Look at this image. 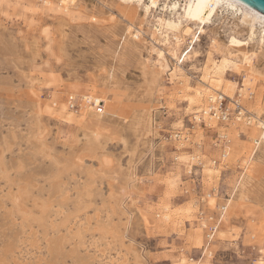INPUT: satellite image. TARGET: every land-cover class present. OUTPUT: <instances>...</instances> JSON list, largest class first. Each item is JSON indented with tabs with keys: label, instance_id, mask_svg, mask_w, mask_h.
Masks as SVG:
<instances>
[{
	"label": "rangeland",
	"instance_id": "obj_1",
	"mask_svg": "<svg viewBox=\"0 0 264 264\" xmlns=\"http://www.w3.org/2000/svg\"><path fill=\"white\" fill-rule=\"evenodd\" d=\"M61 1L0 0V264H264V83L228 49L260 69L264 31L199 0Z\"/></svg>",
	"mask_w": 264,
	"mask_h": 264
},
{
	"label": "bare ground",
	"instance_id": "obj_2",
	"mask_svg": "<svg viewBox=\"0 0 264 264\" xmlns=\"http://www.w3.org/2000/svg\"><path fill=\"white\" fill-rule=\"evenodd\" d=\"M123 1H125L128 4H135L136 3L139 5L142 3V0H123ZM74 2H75V0H62L60 3L64 6L65 5L73 6ZM199 2L201 3V5H203V7L205 9L206 8L216 9V8L225 7V8H227L226 10L233 11L235 14H237L238 23L236 24L237 31L235 33L236 34H242V32H244L248 36L250 41L255 38L254 37L255 36V30L257 28L260 27L262 29V31H264V15L261 14L260 12L255 11L254 9L250 8L249 6H247L244 3H240L237 0H199ZM152 3H154V2H152ZM173 7H174V9H176L175 3L173 4ZM148 9H149V7H145L146 11H148ZM127 14H128V12H127ZM128 15H130L131 20H135V14L134 13L130 12ZM185 20H187V19H185ZM207 20H208L207 12L201 10V11H197L196 14H194V15H190L189 20L186 21V22H191L190 24H193V26L199 25L198 30L200 29V31L199 32L196 31L193 38L190 39L191 41H189V43H188V49H187L186 56L192 50L194 43H196L198 41L199 35L201 34L203 28L205 27ZM131 23H130V26L128 27V30H133V28H132L133 24H131ZM167 23L170 27L172 26L173 28H175V25L173 23H171V24L169 22H167ZM186 28L191 29V27H186ZM178 32H181L180 28L178 29ZM182 37H184V36H182ZM230 39L231 40H230V44L228 46V49H233L236 52V54L238 53V55H236V56H238L240 58V61L242 64V65L237 66V67H239V69L241 70L242 73H245L248 77H251L253 80H255L257 82L264 83V51L261 49L262 51L260 50V53L255 55L256 59H257V64L260 65V63H261L263 65V67L259 69L256 67L255 64H252L248 61L249 58L247 56L248 54H247L246 48H248L249 42H239V41H237V39L234 36L231 37ZM95 94L100 95L101 99H99V97L96 98L93 96L92 97L90 96V99L93 101V104H101L102 108H105L107 106V104L110 106L112 104V103H110L111 100H115L119 103V100L116 99L114 97V94H113L111 77H110L109 81L103 82V84L98 86ZM86 101L84 103H82L85 106L84 109H86V111H85L86 115L83 116V125H84V128L92 129L94 126H98L101 124L100 120H102L101 117L104 116L105 112L103 111L104 114L103 113L99 114L98 112H94L92 110V107L86 106V105H88V104H86ZM143 111H146V110H143ZM252 113L254 114V120L257 123V124H255V126L257 125V129H258L260 135H262V138L260 139L261 145L259 144L260 147L262 146V148L260 149L261 154H259L260 157L258 160L261 162L264 159V119H262V118H264V107H262V106L261 107H255V109L252 110ZM148 114L143 112L141 114V118H142V122L144 125L143 128L149 129V131H150V128L152 126V124H151L152 118L150 119ZM252 163H254L253 160L250 163L251 166L249 165L250 169L248 171H246V173H247V174H245L246 177H244V179L248 180L245 182L246 186H249V183H252L251 181H254V180H252L253 178L251 177V174H252L253 168H255V166ZM256 165H258V164H256ZM254 172H255V170H254ZM245 183H244V185L241 186L242 192L239 195L241 198L243 197V194H244L243 188L245 186ZM247 183H248V185H247ZM247 190H249V189H247Z\"/></svg>",
	"mask_w": 264,
	"mask_h": 264
},
{
	"label": "built area",
	"instance_id": "obj_3",
	"mask_svg": "<svg viewBox=\"0 0 264 264\" xmlns=\"http://www.w3.org/2000/svg\"><path fill=\"white\" fill-rule=\"evenodd\" d=\"M86 100H87V101H86ZM85 101H86V104H88V105L91 106V107H94L95 110H96V112H98L99 114L103 113V112H102L103 108H102V105H101V104H93V101H92L90 98H88V97H86V98L83 100L82 103H84ZM69 105H70L71 108L75 109L76 111L81 110V104H79V105L76 104V103L74 102L73 97H69ZM236 105H237V108H236V109H238V114H237V116H235V118H236V119H240V118H242V116H243L242 114L245 113V112H244V110L241 108V106L239 105V103H236ZM218 110H219V109L216 108V112H218ZM221 115H222V113L220 112L219 116H221ZM226 117H227V116H222L221 119L225 120Z\"/></svg>",
	"mask_w": 264,
	"mask_h": 264
},
{
	"label": "water",
	"instance_id": "obj_4",
	"mask_svg": "<svg viewBox=\"0 0 264 264\" xmlns=\"http://www.w3.org/2000/svg\"><path fill=\"white\" fill-rule=\"evenodd\" d=\"M264 15V0H237Z\"/></svg>",
	"mask_w": 264,
	"mask_h": 264
}]
</instances>
